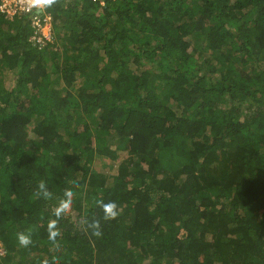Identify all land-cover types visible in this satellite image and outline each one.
<instances>
[{"label": "trees", "instance_id": "obj_1", "mask_svg": "<svg viewBox=\"0 0 264 264\" xmlns=\"http://www.w3.org/2000/svg\"><path fill=\"white\" fill-rule=\"evenodd\" d=\"M45 16L39 46L28 14H0V264H264V0H59Z\"/></svg>", "mask_w": 264, "mask_h": 264}, {"label": "clouds", "instance_id": "obj_2", "mask_svg": "<svg viewBox=\"0 0 264 264\" xmlns=\"http://www.w3.org/2000/svg\"><path fill=\"white\" fill-rule=\"evenodd\" d=\"M20 2L26 6V11L31 12L35 9L37 14H44L47 9L57 5L59 0H20ZM75 196L76 193L71 189H65L63 198L59 199L57 205L52 209V216H54L55 219H50L47 223L48 240L57 251L61 250L60 238L62 236L58 221L63 217L71 215ZM35 197H42L45 200L52 198V193L48 190L45 181L41 180L38 183ZM95 206L102 211V219L105 222L114 221L121 214V209L115 201L105 202L102 199H98L95 200ZM82 223L85 225V230L90 232L91 236L96 238L102 237L103 230L100 219L93 218L91 221L84 219ZM16 239L22 248H28L33 244L30 231L18 232L16 234ZM43 264H50V262L49 260H44ZM51 264H59V259L57 257H53Z\"/></svg>", "mask_w": 264, "mask_h": 264}, {"label": "built area", "instance_id": "obj_3", "mask_svg": "<svg viewBox=\"0 0 264 264\" xmlns=\"http://www.w3.org/2000/svg\"><path fill=\"white\" fill-rule=\"evenodd\" d=\"M25 7V5L21 4L20 0H0V14L5 18L11 19L12 17L22 14H28L30 16L33 33L29 41L41 46L45 40L51 37V24L49 18L47 16L44 17V14H37L35 9L31 12L26 11ZM47 25H49L47 28L48 33L44 32V28Z\"/></svg>", "mask_w": 264, "mask_h": 264}, {"label": "rangeland", "instance_id": "obj_4", "mask_svg": "<svg viewBox=\"0 0 264 264\" xmlns=\"http://www.w3.org/2000/svg\"><path fill=\"white\" fill-rule=\"evenodd\" d=\"M48 26L47 25L45 28H44V32H47L48 33ZM3 82H2V85L4 87V89H9L13 86V83H14V77L12 74L10 73H4L3 75ZM98 167H99V171L102 172V173H109L110 169L109 167L107 166L108 165V161H103V162H98L96 164ZM0 253H2V249H1V244H0Z\"/></svg>", "mask_w": 264, "mask_h": 264}]
</instances>
